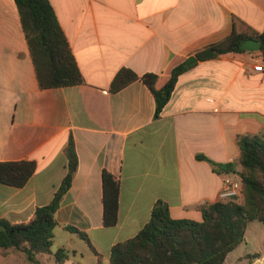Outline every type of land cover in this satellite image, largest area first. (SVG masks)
Wrapping results in <instances>:
<instances>
[{
	"label": "crops",
	"instance_id": "1",
	"mask_svg": "<svg viewBox=\"0 0 264 264\" xmlns=\"http://www.w3.org/2000/svg\"><path fill=\"white\" fill-rule=\"evenodd\" d=\"M48 1L84 82L40 89L16 4L0 0V162L36 164L23 187L0 185V219L27 222L52 201L69 172L72 145L75 170L54 214L51 250L68 252L64 264H109L112 246L134 237L156 203L173 219L198 222L201 207L220 200L224 178L237 174H217L197 157L234 163L238 172V139L264 136V74L253 69L264 54L196 62L157 118L141 81L111 92L112 79L122 68L166 75L226 38L234 19L261 33L264 0ZM104 171L119 181L112 227L102 223ZM66 226L83 232L97 254ZM248 227L237 247L243 252L229 260L235 248L223 264H264V224L251 248ZM10 252L0 250V264H23Z\"/></svg>",
	"mask_w": 264,
	"mask_h": 264
},
{
	"label": "trees",
	"instance_id": "2",
	"mask_svg": "<svg viewBox=\"0 0 264 264\" xmlns=\"http://www.w3.org/2000/svg\"><path fill=\"white\" fill-rule=\"evenodd\" d=\"M27 42L38 87L42 90L70 87L82 84L83 78L77 67L66 37L48 0H14ZM253 39L264 54V28L257 33L244 22L234 19L231 33L223 40L194 54L196 62L215 59L228 53H242L244 41ZM186 60L172 65L166 75L144 74L137 76L127 68L120 69L110 85L117 92L136 80L151 92L155 101L157 118L170 99L178 77L192 68ZM71 145V143H70ZM240 171L234 163H215L204 157L217 174H237L241 185L240 197L219 200L201 207V221L173 219L167 205L158 202L148 222L132 238L112 246L109 264H223L228 253L244 242L249 223L264 224V136H242L238 139ZM69 172L53 196L52 201L38 207L24 223L11 224L0 219V250L22 255L27 264H44L41 257L52 258L54 264H64L68 252L60 248L51 250L54 214L61 199L70 187L75 170V155L69 149ZM36 169L34 161L0 162V185L23 187ZM103 218L105 227L117 222L119 181L107 172L102 173ZM65 230L87 243L95 254L86 235L74 227ZM257 254L249 255L256 258Z\"/></svg>",
	"mask_w": 264,
	"mask_h": 264
},
{
	"label": "built area",
	"instance_id": "3",
	"mask_svg": "<svg viewBox=\"0 0 264 264\" xmlns=\"http://www.w3.org/2000/svg\"><path fill=\"white\" fill-rule=\"evenodd\" d=\"M253 69L256 72L264 74V61L257 63L253 67ZM240 193H241V185L236 178L235 179L229 177L224 178L223 188L219 194L220 200L227 201L230 199H236L240 197Z\"/></svg>",
	"mask_w": 264,
	"mask_h": 264
},
{
	"label": "rangeland",
	"instance_id": "4",
	"mask_svg": "<svg viewBox=\"0 0 264 264\" xmlns=\"http://www.w3.org/2000/svg\"><path fill=\"white\" fill-rule=\"evenodd\" d=\"M232 176V175H231ZM263 227V224L253 221L251 223H249V227H248V239H249V245L250 248L252 247V245L254 244L255 240H253V238L261 231ZM258 236V235H257ZM253 240V241H251ZM252 244V245H251ZM243 252L242 248H237L232 254L231 256H229V260L235 258L237 255L241 254ZM250 254H253L254 249L249 251ZM12 255H14V259L21 261L23 264H26L27 262L25 261L24 257L22 255L19 254H15L13 252H10ZM42 262L45 261V259H47V257H41L40 258Z\"/></svg>",
	"mask_w": 264,
	"mask_h": 264
},
{
	"label": "water",
	"instance_id": "5",
	"mask_svg": "<svg viewBox=\"0 0 264 264\" xmlns=\"http://www.w3.org/2000/svg\"><path fill=\"white\" fill-rule=\"evenodd\" d=\"M241 49L244 51H259V43L253 39L246 40L242 43ZM196 62L194 57H191L187 62L186 66H191Z\"/></svg>",
	"mask_w": 264,
	"mask_h": 264
}]
</instances>
